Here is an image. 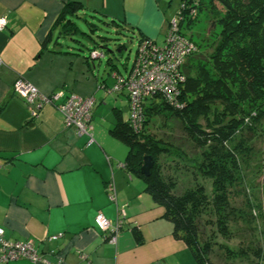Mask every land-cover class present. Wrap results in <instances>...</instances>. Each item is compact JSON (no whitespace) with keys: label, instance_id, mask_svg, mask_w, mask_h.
Wrapping results in <instances>:
<instances>
[{"label":"crops","instance_id":"0c3cea01","mask_svg":"<svg viewBox=\"0 0 264 264\" xmlns=\"http://www.w3.org/2000/svg\"><path fill=\"white\" fill-rule=\"evenodd\" d=\"M67 1L0 0V17L7 20L0 30V226L7 240H32L43 259L0 264H195L185 243L173 237L164 208L124 167L127 145L110 133L117 115L129 114L127 91L114 86L131 67L125 75L113 72L109 80L94 75V63L66 45L72 39L58 35L55 22ZM77 1L117 22L136 41L147 37L163 43L173 18L170 0ZM49 32L58 35V43L42 48ZM17 78L43 95L93 96V141L65 126L53 104H44L30 119L27 105L13 91ZM104 101L112 103L111 114H101ZM108 182L115 200L107 195ZM121 208L125 219L110 242L94 219L102 213L114 224Z\"/></svg>","mask_w":264,"mask_h":264},{"label":"trees","instance_id":"16d2710c","mask_svg":"<svg viewBox=\"0 0 264 264\" xmlns=\"http://www.w3.org/2000/svg\"><path fill=\"white\" fill-rule=\"evenodd\" d=\"M214 1L224 8L223 14L214 10ZM206 3L212 6L215 16L212 25L220 27L209 56L216 76L204 65L187 68V60L198 52L196 48L181 66L185 80L176 104L160 95L149 97L141 111L140 131L133 129L129 109L127 120L117 115L110 133L127 145L124 167L143 180L145 192L164 208L173 237L185 243L195 264H234L236 260L264 264V246L257 239L264 232L260 225L264 221V195H258L264 185L253 183L264 171L258 158L264 150L257 145L264 139V0H180L173 16L178 19L179 33L184 35L182 27L193 24ZM84 10L82 2L68 0L55 22L59 25L58 35L73 40L72 35L81 33L76 19ZM109 23L117 32L118 23ZM58 35L53 37L49 32L42 48L50 41L57 44ZM143 40L152 39L141 37L137 43ZM155 97L163 100L164 108L197 148L193 165L211 180L210 198L202 186L174 192L175 182L161 177L159 157L172 148L144 133L151 117L161 111L153 106ZM145 155L153 160L148 175L140 171ZM177 155L182 157L181 152ZM208 226L225 240L238 239V246L217 242L212 237L214 230L207 232ZM215 255L217 262L212 258Z\"/></svg>","mask_w":264,"mask_h":264},{"label":"rangeland","instance_id":"374dc122","mask_svg":"<svg viewBox=\"0 0 264 264\" xmlns=\"http://www.w3.org/2000/svg\"><path fill=\"white\" fill-rule=\"evenodd\" d=\"M168 6L169 18L176 15L179 10L180 0H170ZM215 11L223 14L224 8L216 1H214ZM215 12V14H217ZM93 13L90 10H85L79 14V18L76 19V23L80 27L81 33L72 35L73 40L66 39V45L72 46L74 52L83 56H88L90 64L94 63V75H97L99 79L106 78L109 80L113 75V72L118 71L120 74L125 75L127 70L131 67L134 54L137 48L136 39L130 38V36L121 29L118 28L116 32L114 26L109 22V19L103 16L97 15L91 16ZM212 6L209 3L199 11L197 18L191 22L188 28L182 27L184 36L192 39L198 52L192 55L187 61V68L190 67L193 70L198 65H204L209 70L210 74L215 75V71L212 69V62L209 58L211 54V48L215 39L217 38L220 27L218 25H212L215 16L212 15ZM95 48L98 51L103 52V56L100 58L91 59L89 57L90 50ZM108 59L110 61L108 62ZM108 62V63H107ZM92 69V68H91ZM93 70V69H92ZM105 79V80H106ZM109 101V100H106ZM129 101V100H128ZM155 108L161 110L158 114L151 117L148 124H146L144 133L154 138L155 140H162L164 143L169 144L172 148L169 153H162L159 157L160 175L164 180H173L175 182L174 192L180 193L186 188H194L202 186L207 197H211V180L202 176L200 172L194 167L192 158L196 157L197 148L192 144L191 140L186 137L182 131L181 125L177 123L175 118L168 113L164 108L163 100L159 97H155L153 100ZM150 103L147 104H151ZM101 102L100 105H104ZM106 105V104H105ZM101 114L105 115L107 112L111 114L112 103L106 105ZM152 107V106H151ZM94 110V109H93ZM100 116V114H96ZM128 117V114H124V119ZM168 145V146H169ZM259 149L264 150V139L262 142L257 143ZM182 153V157L177 154ZM264 154H260L261 165H264ZM253 183L258 185H264V171L255 177ZM260 197L264 195V190L259 191ZM264 200V199H262ZM238 199L236 200V202ZM261 230L264 231V221L261 222ZM214 227L208 226L207 232L212 233ZM214 240L219 243L229 244L232 247H237L239 240L231 238L225 240L218 233L213 232ZM260 245L264 246V232L257 235ZM215 262L218 261L217 255L212 257ZM247 261L236 260L234 264H247Z\"/></svg>","mask_w":264,"mask_h":264},{"label":"built area","instance_id":"2783aa9c","mask_svg":"<svg viewBox=\"0 0 264 264\" xmlns=\"http://www.w3.org/2000/svg\"><path fill=\"white\" fill-rule=\"evenodd\" d=\"M6 25V18L0 17V30ZM178 30V19L172 18L162 44H157L152 40L141 41L137 46V53L129 72L124 77H117L114 90L126 89L130 119L133 122L131 125L135 131L142 129L141 111L147 98L160 95L169 103L176 104V95L179 94V88L185 80L181 66L186 57L196 50L193 41L179 33ZM102 56V53L97 50H92L89 54L91 59ZM13 91L27 105L30 119L38 116L44 104H53L60 113L65 126L73 127L79 135H87L89 143L93 141L91 125L95 103L93 96L81 97L72 93L64 94L62 91L43 95L33 84L23 78H17L14 81ZM106 191L109 199L115 200V189L112 182L106 184ZM124 219L125 211L121 208L117 212L114 224L102 213H98L94 221L98 229L108 232L106 238L110 242H115L117 231ZM61 235V233L51 235L48 240H56ZM18 258H27L31 261L43 260L32 240H7L0 226V260L8 262Z\"/></svg>","mask_w":264,"mask_h":264},{"label":"water","instance_id":"95a60500","mask_svg":"<svg viewBox=\"0 0 264 264\" xmlns=\"http://www.w3.org/2000/svg\"><path fill=\"white\" fill-rule=\"evenodd\" d=\"M152 165H153L152 157L150 155H145L143 157V164L140 167L141 173L148 175Z\"/></svg>","mask_w":264,"mask_h":264}]
</instances>
